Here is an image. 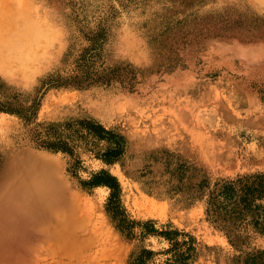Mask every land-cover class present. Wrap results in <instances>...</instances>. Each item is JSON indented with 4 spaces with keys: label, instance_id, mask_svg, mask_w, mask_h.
<instances>
[{
    "label": "rangeland",
    "instance_id": "obj_1",
    "mask_svg": "<svg viewBox=\"0 0 264 264\" xmlns=\"http://www.w3.org/2000/svg\"><path fill=\"white\" fill-rule=\"evenodd\" d=\"M21 150L57 164L75 194L69 234L93 249L42 264L264 250V233L207 213L217 183L264 171V0H0V172ZM101 171L121 215L92 183Z\"/></svg>",
    "mask_w": 264,
    "mask_h": 264
},
{
    "label": "bare ground",
    "instance_id": "obj_2",
    "mask_svg": "<svg viewBox=\"0 0 264 264\" xmlns=\"http://www.w3.org/2000/svg\"><path fill=\"white\" fill-rule=\"evenodd\" d=\"M3 168L0 172V264H42L44 255L55 257V254L68 257L67 263H70L72 256L76 259L91 255L93 249L88 238L69 234L72 232L69 223L76 220L72 207L75 194L58 174L53 160L21 150ZM98 261L94 264H101Z\"/></svg>",
    "mask_w": 264,
    "mask_h": 264
},
{
    "label": "trees",
    "instance_id": "obj_3",
    "mask_svg": "<svg viewBox=\"0 0 264 264\" xmlns=\"http://www.w3.org/2000/svg\"><path fill=\"white\" fill-rule=\"evenodd\" d=\"M62 148V147H61ZM92 183L104 184L113 191L110 195V207L113 206L114 213L120 214L119 208V185L115 177L106 171L95 175ZM264 197V171L250 175L240 176L234 179H225L216 184L207 201V213L218 220L225 228L235 229L237 227L252 226L260 233H264V206L257 202ZM121 215V214H120ZM122 219V218H121ZM123 219H125L123 217ZM122 219V220H123ZM144 223L143 226H148ZM119 229L124 232L126 226L118 224ZM143 231L154 232V229ZM175 247L178 243L173 241L170 231L161 232ZM150 251L142 250L139 255L133 257L134 264L143 261L145 255ZM174 258L166 264H185L188 255L185 252H174ZM236 264H264V250L248 252L243 257H237Z\"/></svg>",
    "mask_w": 264,
    "mask_h": 264
}]
</instances>
